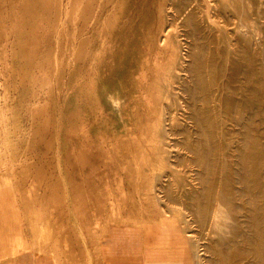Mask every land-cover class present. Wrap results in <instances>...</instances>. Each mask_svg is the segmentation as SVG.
I'll return each instance as SVG.
<instances>
[{
  "label": "bare ground",
  "instance_id": "1",
  "mask_svg": "<svg viewBox=\"0 0 264 264\" xmlns=\"http://www.w3.org/2000/svg\"><path fill=\"white\" fill-rule=\"evenodd\" d=\"M176 226L264 264V0H0V264Z\"/></svg>",
  "mask_w": 264,
  "mask_h": 264
},
{
  "label": "rangeland",
  "instance_id": "2",
  "mask_svg": "<svg viewBox=\"0 0 264 264\" xmlns=\"http://www.w3.org/2000/svg\"><path fill=\"white\" fill-rule=\"evenodd\" d=\"M135 228H137L136 231L140 229L139 227ZM179 228V226H176L175 230L170 227L153 228L154 231L156 230L153 232L158 235L152 233L154 237H147L148 240H144L137 232H121L107 236V244L105 243L107 260L110 264H198V258L193 255L195 253L185 236L186 234L183 235V231ZM141 237L142 239H140ZM152 238L155 243L150 241ZM142 240L143 243L146 241L147 247L143 245ZM148 241L149 244L154 245H152L153 248L148 245ZM114 251L117 253L115 256H113ZM188 251L189 253H187ZM25 253L30 254L29 251ZM47 257L49 258V256Z\"/></svg>",
  "mask_w": 264,
  "mask_h": 264
},
{
  "label": "crops",
  "instance_id": "3",
  "mask_svg": "<svg viewBox=\"0 0 264 264\" xmlns=\"http://www.w3.org/2000/svg\"><path fill=\"white\" fill-rule=\"evenodd\" d=\"M121 232H127V231L121 230V228L120 229L116 228V229H112L109 235L111 236V235H115L116 233H121ZM112 239H113V237H112ZM105 243L107 244V239H105L102 243V247H103V251H104L103 262H104V264H110L107 260V255H106L107 250H106ZM116 254L117 253L114 251L113 256H115ZM32 259H34V260L32 261ZM16 262H17V264H53V262L51 260L48 261L47 258L35 259L34 257L32 258V255H30L28 253L19 254L17 256ZM162 264H165V263H162Z\"/></svg>",
  "mask_w": 264,
  "mask_h": 264
}]
</instances>
